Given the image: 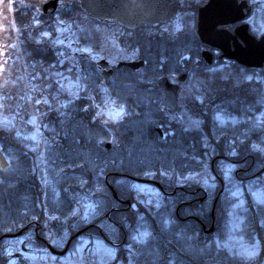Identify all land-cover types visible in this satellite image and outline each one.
I'll return each instance as SVG.
<instances>
[{"label": "trees", "instance_id": "trees-1", "mask_svg": "<svg viewBox=\"0 0 264 264\" xmlns=\"http://www.w3.org/2000/svg\"><path fill=\"white\" fill-rule=\"evenodd\" d=\"M32 6L23 7L22 3H16L15 19L21 27L30 24L33 19V11L39 8L37 2L32 0ZM25 3L29 0H24ZM70 18L71 14L64 15ZM52 18V17H51ZM48 18V19H51ZM45 30H54L53 21ZM43 30V29H42ZM26 50L29 59L41 61L45 64L57 62L60 57L56 55L53 45L44 40L42 43L27 42ZM247 71H252L246 69ZM264 75V71L261 70ZM95 80V78H92ZM87 81V80H86ZM153 81H156L155 79ZM92 82L87 81V85ZM135 84V83H132ZM90 85V86H91ZM157 85V84H156ZM251 84H243L231 89L228 82L215 79L210 83L211 91L206 102L195 101V107L190 110L192 115L202 121L200 133L177 131L171 140L158 141L154 126L163 118L164 112L157 100L155 107H141L137 110L128 109L121 121L103 123L95 118V112L89 118L85 115L87 104L85 100H76L60 114L52 113L46 116L49 121L46 134L48 137L58 139V144L52 146L46 152L48 175L52 178V186L45 188L41 176V167L33 152L29 151L14 131L0 129V146L9 160V167L0 171V237L6 234L18 233L30 226L31 230L36 224L40 226L39 237L47 241L46 232L55 230V237L61 236L66 230L70 231V237L78 231L90 227L86 235L90 238L100 237L108 243L131 244V236H124L128 228L137 229V213L131 214L130 210L111 212L112 208L120 207L117 201L109 203L111 192L105 184V176L111 173L129 175L137 178H146L156 172L158 181L171 190L178 186L176 178L190 171H201L208 153L204 144L208 142L214 147L212 162L218 156L230 157V146L237 148L236 160L250 162L246 157L251 153L252 145L264 147V130L254 128L247 131L243 125L236 127H218L212 116H206L207 102L209 107H216L231 114H240L253 106L254 100L249 91ZM114 92L116 102L125 105V95ZM123 105V106H124ZM95 118V119H94ZM214 126V127H212ZM214 129L216 132H214ZM247 129V130H246ZM115 134L112 142L113 148L108 150L98 145L96 140H110L109 136ZM94 137V138H93ZM207 137V139H205ZM211 162V163H212ZM218 162L215 165L216 171ZM264 165V154L254 150V172ZM171 174V178L161 177V173ZM238 176H243L240 174ZM116 191L122 196L120 185L126 182L121 178L110 177ZM197 185L196 183H194ZM97 188L96 191H94ZM103 189V190H102ZM130 194L133 190L129 188ZM79 192L95 194L97 196V213L89 222L79 220L73 215L75 200ZM178 194L174 195L176 198ZM130 197V195H129ZM145 212L144 209H141ZM116 224L110 225L107 214ZM149 216V214H147ZM172 220L171 228L161 217V226L155 222L151 227V237L143 245L138 247L139 261L148 263L166 264H262L264 262V247L259 256L253 261L230 255L226 250L218 248L214 242L203 241L204 233L197 228L195 221L183 222L176 219L174 211L168 214ZM248 238H252L257 232L264 236V206H254L253 200L248 198ZM214 217L216 230L214 234L206 238L211 240L215 235L223 236V228L228 218V210L223 209L220 198ZM51 219V220H50ZM212 206L206 225L212 223ZM264 223V222H263ZM92 225L102 227L104 235ZM30 231H25L26 235ZM35 244L39 248H45L44 243L36 236ZM0 241V264H8V258L4 252V242ZM264 240V237H263ZM73 248V244L71 246Z\"/></svg>", "mask_w": 264, "mask_h": 264}, {"label": "rangeland", "instance_id": "rangeland-1", "mask_svg": "<svg viewBox=\"0 0 264 264\" xmlns=\"http://www.w3.org/2000/svg\"><path fill=\"white\" fill-rule=\"evenodd\" d=\"M260 1L264 0H257L260 4L259 8L262 9ZM33 2L32 0L27 3L24 0H0V129L14 131L26 148L34 153L41 167L43 184L45 188H48L53 182L48 175L46 152L52 147L53 138L46 134L49 121L45 118L52 113L64 112L70 104L81 97L90 96L86 94L85 76L89 75L90 62L97 57L81 59L74 53L77 50L87 54L91 52L89 40L95 27L91 25L90 20L83 19L80 14H72L70 19H63L59 15L43 20L39 8L33 11L36 17L30 24L21 27L15 19L14 12L17 9L15 4L22 3L20 6L31 7ZM51 21L55 29L45 30L50 26ZM254 25H256L254 29L256 32L260 33L264 30L261 21L256 18H254ZM44 40L53 45L56 55L60 57L57 62L45 64L29 59L26 43L39 44ZM215 79L228 82L231 89L250 83L249 91L255 99L250 110L244 109L240 114H231L218 109L220 110L216 115L218 127L243 125L248 128L247 131H254V128L264 130V75L258 71H247L232 63L217 64L205 71L194 72L191 81L186 84L184 94L193 92L195 101L199 100L203 103L201 101L206 96L208 87L211 90L210 83ZM122 113L123 111L113 109L108 103L96 111V116L107 122L119 119ZM197 118L191 116L189 111L182 107L172 121L179 124L181 131L200 133L203 130L202 121ZM205 143L207 144H204V147L208 153L203 169L178 176L175 181L177 185L194 182L205 186L211 192L218 188L219 183L211 169L214 147L206 141ZM252 147L256 152L264 154L263 146L253 144ZM229 151L232 158L237 155V148L234 150V147L230 146ZM0 153L8 164L5 169L0 168V171H5L10 163L1 146ZM217 168L221 173H227L225 177L231 185L226 196L227 201H230L227 207L228 218L223 228V236L215 235L213 239L207 241L214 242L219 249L226 250L232 256L253 261L260 253V246L257 243L260 239L254 235L248 238L247 235L249 220L246 195L249 194L254 204H264V172L257 179L255 178L256 180L249 181L245 185L235 176L236 166L221 161ZM160 175L171 178V174L164 172ZM134 190L137 193L136 203H140L145 212L151 208L160 207L162 196L156 187L135 184ZM74 200L73 215L89 223L97 213V198H88L79 194ZM137 204L135 208H140ZM137 221L138 227L130 235L132 243L127 244V250L130 247L138 248L135 244L143 245L151 237V227L145 220V215L138 214ZM164 222L169 228L172 227L169 216L167 219L164 218ZM55 234V230L50 231L48 228L47 241L54 248L63 250L72 238L70 231L66 230L59 237H55ZM33 239L35 237L32 231L18 238H7L4 242V252L8 258V264H113L116 258L113 246L99 237L75 238L72 241L73 248L65 257H56L47 248L37 247ZM114 243L117 242L114 241ZM132 254L137 255V253Z\"/></svg>", "mask_w": 264, "mask_h": 264}, {"label": "flooded vegetation", "instance_id": "flooded-vegetation-1", "mask_svg": "<svg viewBox=\"0 0 264 264\" xmlns=\"http://www.w3.org/2000/svg\"><path fill=\"white\" fill-rule=\"evenodd\" d=\"M49 1L52 0H39L37 2L43 20L59 15L63 19H70L72 16L67 18L64 15L80 14L83 19L90 20L92 23L90 24L95 27V31L89 40L91 52L87 54L77 50L74 53L76 57L81 59L84 57H97L90 62L91 69L89 75L86 76V78L91 79L89 82H92V85H87L86 88V94L88 93L90 96L79 98V100L86 101L84 104H87L88 108L86 109L90 111V115L86 117L89 118L93 111L96 118V111L105 104L110 103L113 107V104H116L124 109L121 121L127 114L126 107L131 110H137L141 107H155L158 105L156 101L159 100L164 115L158 124L153 127L152 132L155 133L157 140L161 142L171 140L177 131H181L179 124L172 121L177 111L183 107L193 116L190 110L195 107V97L192 95L193 92L188 94H184V92L187 88L186 84L191 81L194 72L205 71V69L224 63H232L242 68L236 61L228 60L225 57L235 54L241 57H254V37L257 41L264 37V30L260 33L254 30L256 28L254 18L260 20L261 26L264 28V1H260L262 4V9H260L257 0H150L148 9L153 2L156 8L155 11L159 9L161 12L166 11L167 14H161L158 18L152 16L149 18V22L146 21V18L148 19L147 8L143 5V0H113L111 8L114 13L109 14L107 17H92L83 9V0H54L57 1L55 12L47 15L44 13L42 6ZM150 12L153 11L150 10ZM33 15L34 19L36 15ZM200 24L206 34H213L212 43L217 47L201 41L198 34ZM205 56L214 61L212 66L207 64L204 59ZM139 62H144L145 65L140 64L141 66L135 67L126 65L127 63ZM262 70L264 71V69ZM254 71L261 72L257 69H254ZM106 75H109L108 79ZM181 75H186L183 83L179 82ZM162 77H167L171 83L180 85L174 115L170 114V107L166 104V93L159 83ZM92 78H95V80H92ZM154 79L156 81H153ZM209 90L208 87L206 96L201 102H206ZM114 92L125 95L126 104H123L124 106L116 102L117 97L113 96ZM206 108L211 110H207L205 115H211L213 120H216V115L220 110L216 107H209V104L206 105ZM101 121L104 123L103 120ZM154 128H160L162 133L154 131ZM109 138L110 140H96V143L100 145L101 142H112L117 136L112 133ZM58 142V139H53L52 146L54 147ZM234 150L236 149L234 148ZM221 157V161L237 167L235 176L243 184H247L255 178L257 179L263 173L261 171L264 166L254 172V149L246 155L250 158L249 164L244 160L233 159L232 154L230 157ZM212 167L215 171V162ZM239 173L243 176H238ZM225 174L227 173H221L219 170V176L217 175L218 178H216L219 186L213 192L203 185H195L194 182L176 186L171 190L156 179V172L151 173L146 178L111 173L107 176L108 185L105 176V184L111 192V197H108L109 203L113 204V201H117L121 205L112 208L111 212L130 210L131 214H144L145 220L151 226L155 222L158 226H161V216L163 215L167 219L168 214L174 211L177 220L183 222L195 221L198 231L201 229L204 233L201 238L203 241H207L206 230L211 225H206L204 220L207 219L211 206L213 209L215 201L217 200V205L220 198H222L223 209L227 210L230 203V201H227L226 196L231 189V185H229ZM110 177L121 178L126 181L120 185L122 196L116 191L113 183H110ZM156 183H159L160 186ZM135 184L156 187L162 196L160 207L142 212L141 204L136 203ZM109 186L114 189L118 199ZM129 188L133 190V195L130 194ZM96 190L97 188L94 191ZM174 191L176 192L174 193ZM79 194L88 198L97 197L95 194L83 192H79ZM176 194L178 196L175 198L174 195ZM245 194H247V191H245ZM246 197L248 198L249 194ZM128 201L131 204L130 207L124 203ZM136 204L140 208H135ZM259 205L264 206V204H254V206ZM169 208L171 209L168 212ZM109 222L111 227L116 225L111 219H109ZM36 227L37 225L32 229L33 236L41 240L39 237L40 227L39 230H36ZM94 227L99 230V234L104 235L101 226L96 225ZM133 230L135 229L129 227L128 231H124V236L131 235ZM254 236L260 239L257 243H259V250L261 251L264 247V236L257 232L254 233ZM41 241L45 243L43 240ZM111 245L116 251L113 264H162L137 260L141 256L132 253H137L138 248L130 247L127 250V245L114 242ZM166 264L176 263L169 262Z\"/></svg>", "mask_w": 264, "mask_h": 264}, {"label": "water", "instance_id": "water-1", "mask_svg": "<svg viewBox=\"0 0 264 264\" xmlns=\"http://www.w3.org/2000/svg\"><path fill=\"white\" fill-rule=\"evenodd\" d=\"M150 0H143L142 3L143 5L147 8V16L148 19L146 18V21L149 22V18L150 17H159V15L161 14H167L165 13L166 11H159L156 10L155 11V4H153V2L151 3V6L149 7L150 10H152L153 12H150V10L148 9V5H149ZM56 5H57V1H49L48 3L43 4L42 8L45 14L50 15L52 13L55 12L56 9ZM113 5V0H83L82 3V7L83 9L90 14L92 17H107L109 14L114 13V10L111 8ZM169 14V13H168ZM174 14V13H172ZM199 37L201 39V41L205 44H210L212 46H216L212 43V37L213 34H206L202 28H201V24H200V28L198 31ZM216 36H218L216 34ZM215 36V37H216ZM219 47V46H218ZM223 58V57H221ZM228 60H233L236 61L238 64L246 67V68H250V69H262L264 67V37L261 38V40L257 41L256 38L254 37V57H241L238 54L235 55H228V57H225ZM204 59L206 60V62L209 65H212L214 63V61L209 58V57H204ZM140 64L145 65V63H127V66H131V67H135V66H141ZM109 75H106V78L108 79ZM186 79V75H181L179 77V82H184ZM160 85L164 88V91L166 93V104L170 107V114L173 115L176 111V106H177V100H178V93L180 91V85H175L172 84L169 79L167 77H163L160 79L159 81ZM86 115H89V112H86ZM154 131L156 132H161L160 128H154ZM171 134H173V132H171ZM163 138V137H162ZM101 146L106 148V149H111L113 147V144L110 142H102ZM106 182L108 183V177L106 178ZM158 186H160L158 183H156ZM111 190L114 193V196L117 198L116 192L114 191V189L110 186ZM217 202V200H216ZM216 202L214 205V209L216 206ZM126 205H128L129 207L131 206L130 202H124ZM213 215H214V210H213ZM109 216V215H108ZM29 228L26 227L25 229L21 230L18 233H14V234H6L2 237H0V241L5 239V238H18L21 237L24 233L25 230H27ZM88 228L78 232L76 235H74L69 242L67 243L66 247L64 250L62 251H57L56 249H54L52 247V245L48 244V248L50 250V252L54 255V256H58V257H64L68 254L70 246L72 241L79 237L80 235H82ZM215 230V218L213 217V223L212 226L210 227V229L206 230L207 234H212Z\"/></svg>", "mask_w": 264, "mask_h": 264}, {"label": "bare ground", "instance_id": "bare-ground-1", "mask_svg": "<svg viewBox=\"0 0 264 264\" xmlns=\"http://www.w3.org/2000/svg\"><path fill=\"white\" fill-rule=\"evenodd\" d=\"M7 165L5 157L0 153V168L5 169Z\"/></svg>", "mask_w": 264, "mask_h": 264}]
</instances>
